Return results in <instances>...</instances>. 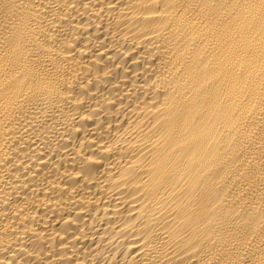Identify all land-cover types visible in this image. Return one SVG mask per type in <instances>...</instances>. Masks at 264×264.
I'll list each match as a JSON object with an SVG mask.
<instances>
[{"label":"bare ground","instance_id":"1","mask_svg":"<svg viewBox=\"0 0 264 264\" xmlns=\"http://www.w3.org/2000/svg\"><path fill=\"white\" fill-rule=\"evenodd\" d=\"M0 264H264V0H0Z\"/></svg>","mask_w":264,"mask_h":264}]
</instances>
